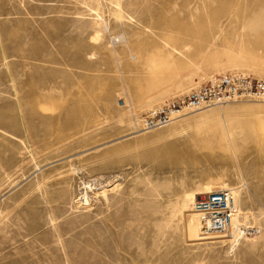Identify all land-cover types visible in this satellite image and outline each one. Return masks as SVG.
<instances>
[{"label": "rangeland", "instance_id": "374dc122", "mask_svg": "<svg viewBox=\"0 0 264 264\" xmlns=\"http://www.w3.org/2000/svg\"><path fill=\"white\" fill-rule=\"evenodd\" d=\"M86 2L0 0V264H264V99L141 123L220 74L264 80V0H121L124 23ZM209 184L259 231L188 234L183 195Z\"/></svg>", "mask_w": 264, "mask_h": 264}, {"label": "built area", "instance_id": "2783aa9c", "mask_svg": "<svg viewBox=\"0 0 264 264\" xmlns=\"http://www.w3.org/2000/svg\"><path fill=\"white\" fill-rule=\"evenodd\" d=\"M264 99V80L230 72L216 76L188 96L150 109L141 118L145 130L171 123L184 109H200L236 98ZM201 218V236H227L234 229L236 194L233 188H219L200 194L193 204ZM259 229L249 220L236 228L239 238L256 234Z\"/></svg>", "mask_w": 264, "mask_h": 264}, {"label": "bare ground", "instance_id": "6f19581e", "mask_svg": "<svg viewBox=\"0 0 264 264\" xmlns=\"http://www.w3.org/2000/svg\"><path fill=\"white\" fill-rule=\"evenodd\" d=\"M66 1V0H65ZM86 1H88V4L90 5V3H94L96 0H70V2L72 3L73 2V5H70V6H73V7H75L74 9H76V11H78V9H79V3H81V2H86ZM114 3H115V7H116V9H115V11H114V15H115V19L118 21V23H119V21H120V23H121V21L124 23V21H125V19H126V21H132V17H133V15L131 16V14L130 13H125V12H128V11H126V9H125V7L123 6V4L121 3V0H112ZM65 3H68L69 4V2H65ZM87 3V2H86ZM101 3V2H100ZM113 3V4H114ZM125 3V2H124ZM62 4V3H61ZM87 4V5H88ZM131 4H133V3H131ZM64 5V4H63ZM62 5V6H63ZM65 5H67V4H65ZM84 5V4H83ZM87 5L86 6H82V7H86L87 8ZM101 5V4H100ZM126 5V4H125ZM69 6V5H68ZM77 6H79V7H77ZM127 6V5H126ZM62 8V7H61ZM61 8L59 7V9L61 10ZM70 8V7H69ZM72 8V7H71ZM78 8V9H77ZM59 9H58V11H59ZM63 9H66V7H64ZM103 9V8H102ZM43 10V9H42ZM46 10V9H45ZM66 10H68V9H66ZM82 10H85V9H83V8H81L79 11H80V13H81V11ZM86 10H88V9H86ZM91 10H93V12L94 11H97L98 9L96 8V7H93V8H91ZM42 12V11H41ZM61 12V11H60ZM59 12V13H60ZM58 13V14H59ZM63 13V12H62ZM77 13V12H76ZM79 12H78V14H80ZM134 13H136V11L134 12ZM61 14V13H60ZM140 14V13H139ZM91 16H92V14H91ZM94 16V15H93ZM92 16V17H93ZM100 16V15H99ZM101 17V16H100ZM99 18V17H98ZM134 18V17H133ZM190 18L191 19H193L194 18V15L193 14H191L190 15ZM74 19V18H73ZM128 19V20H127ZM137 19V18H136ZM138 19H140V17L138 18ZM255 19V18H254ZM93 20H95V19H93ZM98 19H96L95 21H93L94 23H96V25H92L93 26V28L95 27V32L94 33H92L91 31H90V33H92L93 35H92V37H91V39L93 40L92 42L94 43V42H99L102 38H103V36L105 35V33H104V30L103 29H101L99 26H100V24H99V22L97 21ZM259 20V19H258ZM92 21V20H91ZM90 21V22H91ZM103 21V20H102ZM137 21V20H136ZM141 21V20H140ZM261 21V20H260ZM92 22V24H94ZM142 22V21H141ZM255 22V21H254ZM1 23H3V21H0V24ZM102 23V22H101ZM129 23V22H128ZM136 24H137V22H136ZM104 25H106L105 23H104ZM103 25V26H104ZM119 25H121L122 26V24H119ZM125 25V24H124ZM87 26H89V24L87 25ZM86 26V27H87ZM91 26V27H92ZM85 27V28H86ZM90 27V26H89ZM89 28L90 30L91 29H93V28ZM101 27H102V25H101ZM105 27V26H104ZM253 27V26H252ZM82 28H83V26H82ZM88 28V27H87ZM103 28V27H102ZM122 28V27H121ZM104 29H106V28H104ZM118 29H119V27H118ZM107 30V29H106ZM122 30H123V28H122ZM84 32L85 31H87V29L86 30H83ZM125 32V31H124ZM104 33V34H103ZM113 33V32H112ZM120 33H123V31L122 32H120ZM119 33V35H114L115 37H114V39L115 40H117L118 39V41H120V39L123 37V35L122 34H120ZM190 33V32H189ZM186 35L188 34V32H186L185 33ZM106 35H107V33H106ZM90 37V36H89ZM105 39L106 38H104V41H105ZM195 39V38H194ZM114 42V41H113ZM115 42H117V41H115ZM248 43V42H247ZM247 43H245L246 45H247ZM100 44V43H99ZM114 44V43H113ZM249 44H251V43H249ZM248 44V45H249ZM189 45V44H188ZM244 45V44H243ZM246 45H244L243 46V48H242V50H238V52L237 53H235L234 51H231L230 49H228V50H226V48H224V50H221V51H215L214 53L215 54H224V55H227L228 57H232V58H234L235 56H241V58H246V55H249V53H250V50L252 49H247L246 47H248V45L246 46ZM231 48V47H230ZM249 48V47H248ZM233 49V48H232ZM174 50H176V49H174ZM216 50V49H215ZM253 50H255V48H253L252 49V51ZM206 52V51H205ZM205 52H204V54H205ZM251 54V53H250ZM170 56V55H169ZM249 57V56H248ZM165 58V57H164ZM161 59V58H160ZM159 60V59H158ZM165 60V59H164ZM161 61H163V59H161L160 60V62ZM155 63H157V62H155ZM154 62H153V64H155ZM169 63H170V61H169ZM158 64V63H157ZM160 65H162V64H160ZM158 66V65H157ZM155 68V67H154ZM158 68V67H157ZM169 68V67H168ZM154 85V84H153ZM14 89V88H13ZM258 100H262V99H258ZM222 105V104H221ZM220 105V106H221ZM186 109H188V108H186ZM200 109H202V108H200ZM200 109H196L195 111H197V110H200ZM1 130V129H0ZM4 132H6V131H4ZM2 133V132H1ZM0 133V134H1ZM8 133V132H7ZM136 133V132H135ZM225 134V133H224ZM2 135H3V133H2ZM6 135V134H5ZM11 135V134H10ZM7 137H9L10 138V136H8L7 135ZM4 142V141H3ZM227 146V145H226ZM227 149V148H226ZM0 165H1V163H0ZM224 188H227V185H225V186H223ZM213 190V186H211L210 184L209 185H207V186H205L203 189H202V191H200V192H210V191H212ZM105 189L102 191V193L105 195ZM97 193V192H96ZM185 193V192H184ZM100 194V193H99ZM235 194H236V209H235V219H234V229H233V231H232V233L231 234H228V236H230L231 238H229V241H231L232 242V246H233V243H237L238 241H239V237H238V235H237V233H236V228L238 227V225L240 224V223H242V222H245V220H246V217L248 216V211H246V212H242L241 211V208H240V202H239V199H238V197L240 196H238V193H237V191L235 190ZM86 197V196H85ZM86 199V198H85ZM80 200V199H79ZM196 200V193L195 192H189V193H185L184 195H183V201H182V206H180L179 208H178V210H180V211H182L183 212V214L185 215V224H186V231L188 232V234H189V231H191V229H193V217L192 216H194V221H195V223H196V228H197V230H198V232H199V234H200V232H201V218H200V215L194 210V208H193V204H194V201ZM241 200V199H240ZM85 201H87V199L85 200ZM180 201V200H179ZM85 203V202H84ZM87 203V202H86ZM192 203V204H191ZM191 204V207L193 208L192 210H187V207H188V205H190ZM180 213V212H179ZM178 213V214H179ZM260 215V214H259ZM262 215V214H261ZM263 215H264V213H263ZM180 216H182V215H180ZM258 217V216H257ZM184 218V217H183ZM168 219V218H167ZM173 220V219H172ZM182 220V219H181ZM164 222V221H163ZM169 224V223H168ZM185 226V225H184ZM201 236V235H200ZM214 237H219V236H210V237H200V238H197L198 240H206L207 238H214ZM225 237V236H224ZM191 238V237H190ZM246 238V240H247V237H245ZM248 238H250V237H248ZM257 237H255V239H256ZM214 241V240H213ZM222 241H225V239H222ZM250 241V240H249ZM60 242L63 244V241H61V239H60ZM199 243H210V242H203V241H199ZM235 247V246H234ZM64 251V250H63Z\"/></svg>", "mask_w": 264, "mask_h": 264}]
</instances>
